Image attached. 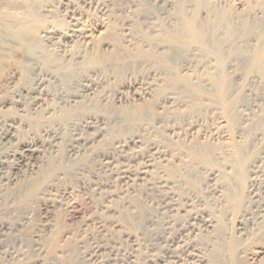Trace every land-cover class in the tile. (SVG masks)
I'll return each instance as SVG.
<instances>
[{
    "label": "bare ground",
    "instance_id": "1",
    "mask_svg": "<svg viewBox=\"0 0 264 264\" xmlns=\"http://www.w3.org/2000/svg\"><path fill=\"white\" fill-rule=\"evenodd\" d=\"M256 1L259 7L249 10L241 0H165L160 9L170 15L174 7L175 16L156 24L143 3L138 15L145 19V27L134 19L137 28L128 23L121 29L93 30L73 18L72 29L41 30L39 37L38 18L46 12L42 0H0V69L14 66L30 76L29 85H17L13 70L8 95L0 98V111L14 113L11 119L0 117V189H13L15 197L39 187L42 193L48 192L62 176L77 175L90 158L97 161L100 172L111 174L113 195H127L120 207L134 211L128 195L137 196L147 209L162 216L156 233L163 253L148 255L144 264H233L235 260L224 255L234 243L227 240L222 217L215 219L194 208L189 197L180 198L174 190L192 179L186 177L213 181L218 176L220 185L213 188L218 199L238 202L245 188L242 183L260 166V158L252 157L246 140L240 134L230 138L223 129L239 113L238 97L232 99L228 84H237L240 75L227 73L236 67L239 50L264 80V0ZM179 60L181 73L175 71ZM211 103L223 113L221 118L207 124L194 117L196 109ZM240 118L244 130L250 117L241 113ZM257 119V124H264V109ZM152 133L164 140L148 142L140 150L142 136ZM106 136L112 138L107 148L89 154ZM254 140L262 142L264 135L254 134ZM119 158L126 163L115 164ZM218 160L222 161L219 170L207 168ZM131 161L137 164L131 166ZM180 171H186L184 178ZM239 184L241 190L236 188ZM248 188L252 193L254 185ZM245 207L242 218L248 213ZM106 209L110 216L118 212L111 206ZM262 213L256 219L263 226ZM157 222L156 215L147 214L143 226L153 233ZM95 226L105 232L102 222ZM4 229L6 225L0 223V230ZM202 231L212 244L209 259L194 243L193 237ZM119 237L136 241L128 232ZM106 248L107 243H97L89 254L95 257ZM263 252L258 248L255 255Z\"/></svg>",
    "mask_w": 264,
    "mask_h": 264
},
{
    "label": "rangeland",
    "instance_id": "2",
    "mask_svg": "<svg viewBox=\"0 0 264 264\" xmlns=\"http://www.w3.org/2000/svg\"><path fill=\"white\" fill-rule=\"evenodd\" d=\"M153 1L154 0H42V7L46 12L42 13L38 18L39 34H37L40 37L41 30H49L55 33H58V31L59 33L66 32V30H70V28L72 29L74 27H72V25L76 23L74 19L78 20V24H82L93 30H98L101 27L121 29L128 23L133 25L134 19L136 21L135 24L139 21L140 26L145 27L147 26L145 24V19L143 20L142 16L138 15L140 11H143V3L146 5V10L149 8V10L152 11V15H156L155 18L153 16L152 19V22L155 21V24L157 22L165 23L169 18L175 16L174 13H172L175 10L174 7H172L173 11L171 9L170 15L169 13H164L162 9H160V4L165 0ZM229 1L235 2L238 0ZM241 1L248 4L247 8L249 7V10L253 7H259L257 1L256 3L254 2L255 0ZM136 16L138 18H136ZM73 22L74 24H72ZM135 24L133 26L137 28ZM249 38H251V36ZM40 41L42 44L46 42L44 39ZM240 52L241 50H239V61L233 56H230L231 58L229 57L231 61L234 58L236 67L234 68L235 70L232 69L231 72L230 70L227 72L228 75L230 74L229 76H232V73L234 75H240V80L237 84L234 82L232 85L228 84V88L230 89H228V92L231 94V97L234 96L232 99L238 97L236 99V108L239 113L236 112L233 119L227 122V124H225L226 127H223V129L225 128L224 130L227 131L230 138L241 135L244 141L246 140L245 143H248L247 146H249L251 150L250 153L252 157L258 156L261 159L258 161L260 166L258 165L257 170L255 168L253 173H249L250 175L247 174V181L242 183L243 185L245 184L244 186L241 184L238 186L236 185V188L240 185L243 188L245 187L244 190H242L243 194L239 193L241 192V187L238 188L240 190L234 188V191L237 190L236 194H241L242 201L235 202L233 200V203L230 201L229 203L228 201L225 203V201L218 199L213 189L215 186L220 185L219 182H221V180L218 176L213 181H203L202 176H199V179L198 177L184 178L186 171H180V174H184H181L182 178H184V180L190 178L194 180H188L189 185L185 184L181 189H175L174 193L176 192L178 194L176 195L180 198L189 197L191 199L190 202L195 206L194 208L204 211L205 214L212 216V218L222 217L223 227L225 226V233L227 234V238H229L227 240L231 242V244L234 243L232 249H230V247L228 249L227 247L225 249L227 252L224 250V253H226L224 255L231 260L234 259L235 261L232 260L233 264H264V252L263 254L255 255V251L258 248L264 250V225H259L262 224V222L258 220V216L260 215L258 213L264 211V208L262 209L264 206V140L262 142L253 141L254 134L261 133L264 135V130H262L264 124H257V118H259L262 109H264V80H262L263 78L255 69H252L253 67L248 64V61L246 63L242 52L241 54ZM197 53L201 54V56L203 55L201 52L197 51ZM183 56V58L181 57V61L183 62L184 60L185 62L187 54ZM204 58L205 56L203 55L202 59ZM181 61L179 60L175 67V71L178 73H181L182 70V68L179 67ZM11 67L0 69V98L8 95L9 89L6 88L9 85V79L13 70L15 71V77H13L17 85H29L30 83V76L28 73L24 72V74L19 69H15L14 66ZM112 85L113 84H111V86ZM207 107L208 108L196 109L199 111H195L194 117L204 123L210 124L216 122L217 119L223 116V113H221L222 115L220 114V109L215 103H211ZM12 112L11 110L3 109L0 111V117L4 116L3 119H11L12 116H14ZM241 113H244L247 118L250 117L247 119L249 125H245L247 127L244 128V130L240 128ZM253 117L254 119H252ZM254 120L256 124H254ZM249 121L252 122V126ZM250 126L251 129L249 128V130L248 127ZM35 130L36 129L31 131L34 132ZM117 135L118 134L114 136ZM160 136V134L155 133L143 135L141 141H143L144 145L140 146V150H143L148 142L163 141L164 138H162V136L160 138ZM111 140L112 138L110 136H106L100 144L93 146L88 153L93 154L95 152L97 153L98 150H104ZM102 143L104 145H102ZM92 150L94 151L92 152ZM119 159L115 160V164L118 163V165H121L126 163L125 160ZM82 162L84 163L85 161L83 160ZM221 162L222 161L218 160L213 163L212 166H207V168H212L217 171L222 166ZM134 164L136 165L137 163L135 161L129 162L131 166H134ZM170 174L171 172L168 173V177L170 176L169 179L174 177L172 176L173 174ZM252 175H254V177H252L253 180H251ZM64 176H62L61 180L57 183H52L48 192L45 193H42L39 187L36 189L38 192L34 191V193L25 196L15 197L12 195L13 189H0V223L5 224L7 227V229L3 231L0 230V264H132V262L133 264H144V258L162 255V246L157 239L156 233V231H158L157 225L161 223L160 220H162V216L159 213L157 214L153 208L152 210L147 209L148 207L144 206L141 199H139V197L137 199V196L128 195L135 204L136 209L134 211L120 207L121 201L123 200L122 197L127 198V195H113V187H110L112 182L111 174L108 172H100L96 160H91L89 158L88 162H85L84 169L82 167L77 175L69 174L66 177ZM250 184L254 185L253 194L249 191L251 188H248ZM186 185L187 188H185ZM256 193H258V195ZM108 206L117 208L118 214L115 213L113 216H110L106 209ZM244 206L248 208V213H251H247V216L242 218ZM147 214L156 215V222L158 221L153 226L155 230L153 233V230L151 231V229H147L143 226V220ZM262 214H264V212ZM256 217L258 219H256ZM96 222H102L105 225V232H98L95 226ZM121 232L134 234L136 241L132 243L120 238L119 235ZM204 233L205 232L202 231L192 237L194 238V243L197 242L196 244L198 247H202V250H200L201 255L203 254V257L205 256L209 259L211 256L209 250L212 244L210 239H207L208 235L205 237ZM195 238H197V240ZM104 240H106V242ZM100 242L107 243V248L98 252L97 256L92 257V255L89 254L90 250L95 244ZM230 254L232 257L228 256Z\"/></svg>",
    "mask_w": 264,
    "mask_h": 264
}]
</instances>
